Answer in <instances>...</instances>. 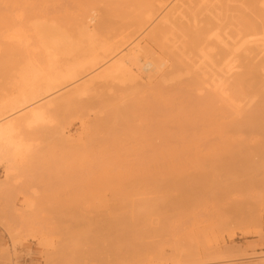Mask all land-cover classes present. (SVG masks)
<instances>
[{
    "label": "rangeland",
    "instance_id": "374dc122",
    "mask_svg": "<svg viewBox=\"0 0 264 264\" xmlns=\"http://www.w3.org/2000/svg\"><path fill=\"white\" fill-rule=\"evenodd\" d=\"M3 1L0 21L12 15L6 22L10 27L12 20L18 22L29 40L12 42L8 37L13 27L0 22V125L18 122L0 145V264H264V134L239 126L262 105V46L261 52L257 46L252 52L235 51L237 67L225 75L226 94L217 98L222 92L213 91L210 78L223 47L228 53L231 45L221 44L222 51L207 49V42L217 41L210 34L195 50L179 29L155 39L157 22H162L157 18L172 0L156 12L161 14H155L156 20L149 16L148 22L147 17L142 30L131 20L121 32L109 34L101 32L100 20L116 13L117 6L101 1L96 5L98 21L87 20L95 34L60 31L56 51L45 50L49 45L38 41L31 21H72L91 0ZM234 2L227 5L248 11L242 2ZM259 5L264 9V0ZM194 8L186 11L201 20L212 15L202 9L199 15ZM229 10L218 12L234 15ZM199 19L197 27L204 25ZM235 22L222 19V37L231 34ZM258 36L250 40L263 38ZM138 39L151 58L160 55L154 59L166 62L159 72L135 70L136 80L129 75L102 77ZM246 63L257 72L253 81L260 95L252 98L237 94L234 83ZM31 69L39 76L53 72L64 81L50 94L22 103L30 85L23 77ZM34 108L42 116L23 122Z\"/></svg>",
    "mask_w": 264,
    "mask_h": 264
},
{
    "label": "bare ground",
    "instance_id": "6f19581e",
    "mask_svg": "<svg viewBox=\"0 0 264 264\" xmlns=\"http://www.w3.org/2000/svg\"><path fill=\"white\" fill-rule=\"evenodd\" d=\"M2 1L0 0V2H2ZM6 1L7 2H10L11 3L10 5H12V3H13V5H14V3L16 5V2L18 0H6ZM101 1H106V2H108L111 5L117 6V11L118 12L116 11V13L118 15L116 13H114L115 12V10L113 9L114 6H111L112 7V10H110V11H113L114 10L113 13L116 14V17L114 16V18H113L114 20L112 19V16L113 15H111L113 13H110V12H108L109 14H105L104 18H102V19L99 18V19H101L100 20V24H101L100 25L101 26L100 30H101V32H106L108 34H109L110 31L112 32L113 30L118 31V33H119L120 30L121 31L124 30L126 28L127 24H129V21H131V20L139 28L138 30H140V29L142 30L143 29V24L145 25L147 23L146 18L148 17V22H150L149 20L151 18L152 19L154 18V20H156V17H155L156 15L155 14H157L158 12H160V9L162 10L163 8H165L164 6L166 5V3H165L166 0H156L158 2L156 3L154 1L155 4L151 3L153 0H150L151 2H148V0H91V1H88L89 3L87 1H86L87 3L84 2L86 5L83 3L85 6L82 7V12L79 13V15H77L76 17L74 16L75 18L74 19L72 18L73 19L72 21H69V19L68 20L67 19L66 20L64 19V21H63V19H61L59 21V20L53 19V18H49L48 19V18L42 17V18L37 19V21L36 20L35 21H31L32 22L31 23L32 25L30 24V29L33 30L35 36L37 37V39H38V41L40 43H42V44H44L46 46L49 45L47 48H45V50H47V49L55 50V48L58 47V45L60 44V41L59 40H56L55 35L59 34L60 31H66V30L74 29V30H76L78 32L79 35H82L84 37H90V36L94 35L95 33H93V31L91 30L90 26L88 25L90 23H88V22L89 21L90 22H92V21L94 22L95 20L98 21L97 20L98 19L97 18V16H98V13L97 12L98 11L96 10L97 9L96 8V5H97V3L101 2ZM172 1H173V4L171 2L169 3V1L167 2L168 4H171L170 5L171 7L169 6L170 7L169 8L168 7V4H167L168 9H166V8L164 9L165 11L167 10L166 12L162 13V15L161 14H157V16L158 15H161V16H158V18H157L158 20L157 21H162L163 24H165V23L166 24L165 25H161L162 22H160V24H159V22H157V24L159 25L158 26L159 28H157V30L153 34L154 35L153 37L155 39H160L163 36H165V34H167V33L168 34H171V33L173 34V30L176 31V30L179 29L178 31H180L181 33L183 32L187 36H189V47L190 46L193 47V48L195 47V50L199 47V45H201L200 43H203V42H205V41H207L209 39L208 36H210V34H211V36L214 37L215 40L217 39V41L212 40L211 42H207V44L210 43V44L206 45L207 46V49L210 47L209 49H215L216 48V49H220V51H222V49L224 48V50H225V47H227V46H224V47L222 46L223 48L221 49V47H220L221 44L222 45H226V43H227V45L229 44V47L231 45L230 50L228 49L229 51L226 49L228 51V53L227 52H224V50H223V54H221V57L219 58V61H216L217 63H216V66L215 67L218 66V70L220 69L221 70L220 71L221 74L223 73L224 76L223 77H220L221 76L220 75V72H219V75H220L219 76L217 74V72H218V70H217V72H216L217 75L213 72L214 75H212V78H210L211 79V82H212L211 83L212 84L211 86H213V88H214L213 91L216 92V90H218V92L219 91L222 92V93H220L221 95L218 93L219 96H216V97L217 98L218 97L219 98L220 97L223 98L222 97L223 96L222 94L224 92V89L227 88L226 87V83H225V81H226L225 78H226V76H229L231 73H233L234 69L237 67V65H235V64H237V63H235V61L238 58V55L239 54L238 55H235V51L238 53L239 49L241 48L242 50H244L246 52H252V51H254V47H256V46H257L256 49H258V51L261 50V48L264 49V41L262 40L264 38V9L259 5V3H260L261 0H222V3H219V2H221V0H219V2H217L218 0L217 1L216 0H194V1L193 0H172ZM191 1L194 2V3L198 2V5L199 6L202 5V8L201 9H202V12H204V13H205V11L208 12V10L209 11L211 10L212 13L211 12H209V13L212 14L211 16H214V17L212 18L211 16L206 15L207 17L204 16L205 17V20L204 19L201 20V19H199V16H198V18H196L197 17V14H196V16L194 15V13L193 14L192 13L190 14L189 13L190 10L189 11H186V10L189 9V8L190 9H193V7L196 8V4H195V6H194V3H193V5H190V2ZM234 1L235 2H238V3L239 2H242V5L244 4L245 5L244 7L247 8L248 11H250L249 14H247L248 11L246 12L244 9L241 10L240 5H239V8L236 5L237 7L235 6L236 7L235 9L234 8H231L232 4L231 5H227L228 3L230 4V2H234ZM3 2H5V0ZM7 2H5V3H7ZM18 2L21 3V0L18 1ZM28 2L26 1L24 3L27 4ZM199 2L200 3L203 2L205 5L202 4V3L199 4ZM212 2L214 4V6H213ZM214 2L219 3V4H216ZM20 3H18V4H20ZM10 5L7 6V7H9V9L8 8H4V10L5 9H6V11L10 10ZM5 6H6V4H5ZM16 7L14 9L15 11L17 9ZM241 7H243V6H241ZM11 8H14V6L11 7ZM123 8L125 9L126 12H128V8H129V12L126 13L123 10ZM217 8H218L219 12L220 11H223V10H229V9H230L229 11H231V9H233V11L235 13H234V15L230 14L231 16H227L226 14L225 15H221L218 12V10H216ZM196 9L199 10L200 8L197 7ZM196 9H195V12L197 11ZM201 9L199 10L200 12L197 11V13L199 12V15L201 14ZM30 10H31V8H30ZM236 12L238 13L237 15H235ZM251 12L253 13V15L256 16V19L258 18L257 20L251 18V17H253L252 15L249 16L250 14H252ZM3 13H5V12H2L1 13L2 15L1 16H4ZM10 13H12V12L10 11ZM18 13H20V12H17L15 14H18ZM41 14H42V12H41ZM6 15H8V13ZM6 15H5V18H4L5 21L4 20L2 21V19H1V21L3 22V25L5 24V25L9 26V28H12L13 27V29H10V30H13V31H10V34H9V37H8L9 40H11L12 42L14 41L16 43L28 41L29 39L27 40V38L25 37V34L22 31L23 29L21 30V28H19V27H23V26H18L19 24L18 25L16 24L18 22L15 23V22H12L13 21L12 20L11 23H13V24H11V27H10L9 22H6L7 21L6 18L8 17ZM21 15H24V14H22V12H21ZM10 16H11V19H12L13 18L12 15H10ZM10 16L8 17L9 19H10ZM16 16H20V14H18ZM118 16H119V18H118ZM149 16H153V17L150 18ZM20 17H22V16H20ZM227 17L229 18V20H231V19H233L234 21L237 20V22H235V24H234L235 29L234 30H230L231 31V34L228 33V35L230 34L229 37L231 39L228 37V35H223V37L221 36L223 34L222 31L226 28L225 26L221 25V21H222V19H225ZM115 18H118L119 20L121 19L120 20L121 22L118 23L117 22L118 20L115 21ZM25 19L26 18H24V20L23 19L22 20L20 19V20L22 22L23 21L26 22ZM29 19H31V18H29ZM197 19H199L200 21H203L204 22V25L203 26H200V27H197V25L200 24V23H198ZM87 20H89V21H87ZM4 22H6V23H4ZM228 24L232 25L233 23L229 22ZM7 26H5V27H7ZM160 26H162V27H160ZM226 26L228 28V25L227 24H226ZM67 27H70V29H67ZM140 27H142V28H140ZM6 31H8V30H6ZM225 32L226 31H224V33ZM259 34L262 35L263 38L261 36H260V38H258L259 37L258 36ZM256 35L258 36L257 37L258 38L257 39L258 42L257 41H253L254 39H251L250 40V38H252V37L254 38V36H256ZM24 38H26V39H24ZM230 40H232V41L235 40V41H233V43L231 44L232 41H230ZM135 41L136 42H134V40L131 41V43L132 42H134V43H132L130 47L128 46L126 52L123 53V54H121L119 57L117 56L118 59H116V60L114 59L115 61L113 60L114 63H112L111 64V67L108 68L102 74V77L108 78V77H116V76H120V75L121 76L122 75L123 76L129 75V77L130 76L133 77V75L135 74V70L136 71L137 70L138 71L141 70L142 73L146 75V73L144 71H146V72H152V71H154L156 73L157 70H160L161 69L160 66H162L164 63H166V62H164V59H163V61H162V59L156 60V59H158V57L160 55L159 56L158 55H156V56L154 55L156 59H154V56L153 55H152L153 57L151 58L149 53H147L146 51H143L142 50V48H141L142 45L140 46V44H139L141 40H139V42L137 40H135ZM129 42L127 44H129ZM259 42H262V43H259ZM250 43H252V44H255L256 43L257 45H249ZM173 44H175V43H173ZM168 45H167V47H166V45L163 46V48L166 47V48H164V49H166V51L168 50L169 46H171V43H170L169 46ZM125 46H126V44H125ZM174 46H175V49H176V46L177 45L175 44ZM206 46H205V48H206ZM251 46H253V48ZM260 46H262V47L260 48ZM217 47H220V48H217ZM143 48H145V47H143ZM172 48H173V46L170 47V50H169L170 53L173 52V50L171 51ZM125 49H126V47L124 48V50ZM201 49H202V47H201ZM241 49H240V51H242ZM124 50L122 49V52ZM148 50L150 52H152L150 49H148ZM191 50H193V49L191 48ZM198 50H197V52H198ZM255 51H257V50H255ZM261 51H259V52H261ZM169 52L167 51L165 53H169ZM199 52H201V51H199ZM242 52H239V53H242ZM174 54L172 53V55H174ZM46 55L48 57L49 56L52 57V56H55V53H47ZM235 56H237V58ZM171 57L172 56H170V57L168 56V59L171 58ZM50 59H53V58H50ZM192 64H196V63L195 62L194 63L191 62L190 65H192ZM213 64L215 65V63H213ZM246 64H249V63H246ZM250 65L251 64H249L248 66L245 65V67H246V68L244 67L245 68V71L242 74L236 75L235 80H234L235 81L234 83H235V87L237 88L236 89V93L237 94H239V95L241 94V96H242V94L244 96L247 95V97L251 96V98H252L253 95L254 96H258L257 94L260 95V93H259L260 91H258V88H257V85H256L257 82L255 83V81H253L254 80L253 78L255 77V74L254 73H257L256 70H255L256 67L254 68V65H251V66ZM193 66L196 67L195 65H193ZM193 66L191 68H193ZM256 66H258V65H256ZM262 66H264V65H260V67H262ZM212 67H214V66H212ZM194 69H196V68H194ZM262 69H264V67ZM33 70L31 69V71H30V72H33V73H30L29 72L30 75H27L26 74L23 77V79L27 80V82L29 81L30 85L27 84V85H29V88L27 87V90H25L26 91L25 94L23 95V97H21L22 100H23L22 103H25V102H28V101H33V100L35 101V100H37V98H40L42 95H44V94L47 95L46 93H48L51 90L55 89V87H58V85H60V83H63V81H64V76L56 75L53 72L52 73H48L46 75L43 74V73H41V76H39L38 74H40V73H38V71L36 72L35 70H34L35 71L34 72ZM209 70H210V68H209ZM260 70H261V68L260 69L258 68V71H260ZM133 72H134V74H133ZM148 75H149V73H148ZM213 76H214V78H213ZM138 77H140L139 74H138ZM138 77H137V79H138ZM150 77L152 78V76H150ZM207 78H208V76H207ZM223 78H224V80H223ZM255 78H257V77H255ZM133 80H136V78H134ZM195 81H197V80H195ZM208 82H210V81H208ZM207 86H209V85L207 84ZM211 86L209 88L212 90V87ZM213 91H212V94H215V92H213ZM225 92H226V89H225ZM225 92H224V95L226 94ZM50 93H48V94H50ZM237 94H235V95H237ZM215 95H217V94H215ZM235 95H232V96H235ZM210 98H212V97H210ZM229 98H231V97H229ZM251 98H249V99H251ZM260 98H261L260 101H262L260 103L262 105L259 106L260 107L259 109L257 108L258 111H255L254 110L253 113H251L252 111L249 112L248 113L249 115L245 117L246 120L243 118L245 120V122H242V124H240V122L237 121V123H238V125L240 124L239 126H245L247 128V130L248 129L249 130L255 129L257 131H261L264 134V132H263L264 131V95L261 94L260 95ZM217 100H219V99H217ZM214 101H216V100L214 99ZM222 101L225 102V103H227L224 100H222ZM235 102H236V100H235ZM228 103H229V101H228ZM228 103L226 105H228ZM230 103H232V102H230ZM236 103H238V102H236ZM238 108H240V107H238ZM242 109H239L240 110L239 111L240 113H241ZM235 113H234V115H235ZM238 115H239V113H238ZM41 116H42V112L40 111V109L39 108H34V109H31L28 112L27 116L23 119V122H27V124H29V122L32 123L33 120H37ZM17 123L18 122L16 121V122H8L6 124L0 125V145H3V143L5 145L6 141L16 131L17 126H18ZM234 125H235V128L234 129H236V127H238L237 129L239 130V126L236 125V123H234ZM230 126H231V124H230ZM0 147H1L0 148V152H2L1 150H3L2 149L3 146H0ZM241 152L243 153V151H241ZM256 152H259V150L256 151ZM245 153H244V155H245ZM237 154H238V152H237ZM239 154H241V153H239ZM260 154H261V152H260ZM244 155L242 154V156H244ZM263 155H264V151H263ZM235 156L236 155H234L233 157H235ZM245 157H246V155H245ZM242 159H243V157H242ZM247 160L249 162V159H247ZM253 165H251V166H253ZM251 166H249V167H251ZM6 169H7V171H5V172H6V176H7V173L9 172V169H8V167ZM195 187H192V188H195ZM197 188H199V187H197ZM189 194H193V193H189ZM8 227L5 228V229H9ZM27 230H28V228H27ZM115 230H116V228H115ZM10 232H13V231H11V229H10ZM26 232L29 233L28 231H26ZM32 232H34V231H32ZM35 233H34V235H35ZM37 234H39V233L37 232ZM40 236H42V235H40ZM12 239H13V237H12ZM162 259H164V258H162ZM182 263H184V262H182Z\"/></svg>",
    "mask_w": 264,
    "mask_h": 264
}]
</instances>
